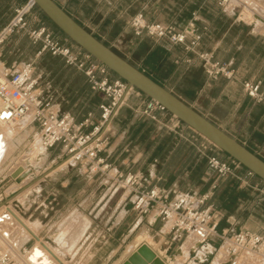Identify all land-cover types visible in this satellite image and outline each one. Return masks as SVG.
I'll use <instances>...</instances> for the list:
<instances>
[{
    "label": "crops",
    "instance_id": "crops-1",
    "mask_svg": "<svg viewBox=\"0 0 264 264\" xmlns=\"http://www.w3.org/2000/svg\"><path fill=\"white\" fill-rule=\"evenodd\" d=\"M55 1L103 43L264 160V104L247 96L242 86L244 81L258 82L264 93V34L236 18L220 0ZM19 3L15 0V5ZM161 11L165 15L160 16ZM2 12L0 5V28L8 21ZM139 12L148 21L171 24L178 30L195 29L201 34L197 51L208 53L212 61L225 64L233 70V76L210 79L194 52L166 39L135 36L125 20ZM14 37L17 40L8 47L9 53H15L14 57L8 61L1 47L3 60L13 67L23 62L44 61L38 73L49 84L52 110L69 112L76 121L91 112V122H97L103 94L92 90L86 77L66 65L61 57L48 52L38 54V44H33L29 38L27 41L22 35ZM9 40L11 36L4 44ZM26 41L29 51L18 54ZM120 49H125L128 54ZM108 75L115 77L112 72ZM129 94L137 101L129 104L126 97L110 123L105 147L99 155L110 163L111 172L117 169L137 173L150 186L159 187L167 201L174 199L180 191L197 195L208 193L210 198L206 204L215 215L214 231L203 238L198 229L189 232L171 229L170 222L159 218L154 205L134 209V196L129 190L109 178L96 180L97 173L73 162L53 172L58 173L54 183L59 182L61 190L75 187L72 194L63 197L56 190L55 196L50 198L46 185L52 174L44 177L42 174L51 166L48 162L57 165L55 161L64 149L55 146L50 150L31 152L32 146L40 147V132L30 115L17 123V133L9 137L11 151L7 155L19 152L17 156L27 154L38 161L26 170L23 167L25 171L14 177L21 165L9 170V167L2 169L0 162V204H5L1 208L11 204L30 221L35 227V235L56 250L60 264H123L143 244L155 254L154 260L160 264H263L249 252L232 253L230 236L240 229L264 236V182L240 168L237 171L241 179L227 189L224 178L208 169L207 155L216 154L223 160L228 156L210 146L188 126L168 116L170 113L166 116V113L157 112V121L138 113L137 108L140 110L144 106L147 97L134 89ZM90 128L86 127L84 131ZM75 169L87 180L76 182L70 176ZM28 173L30 176L23 181V187L6 196L5 191L10 187L5 183L7 177L17 182ZM240 191L244 193L243 197L238 194ZM224 192L225 199H230L236 206L230 213L216 206ZM21 194L23 202L17 200ZM51 200L55 201V214L36 216L52 204ZM32 237L19 232L10 235L17 246L28 248L33 246L28 245Z\"/></svg>",
    "mask_w": 264,
    "mask_h": 264
},
{
    "label": "built area",
    "instance_id": "built-area-1",
    "mask_svg": "<svg viewBox=\"0 0 264 264\" xmlns=\"http://www.w3.org/2000/svg\"><path fill=\"white\" fill-rule=\"evenodd\" d=\"M36 10L34 0H25L14 7L13 16L0 28V124L13 127L23 117L30 115L40 132V145L43 148L61 146L70 162L92 172H100L129 190L134 196V209L154 205L159 218L170 222L171 229L185 232L198 229L203 233V238L214 231L215 215L206 204L210 198L208 193L197 195L191 191H180L174 199L167 201L159 187L150 186L137 173L117 169L111 172L112 166L99 153L105 147L112 119L134 88L129 87L118 76L110 78V70L105 65L95 61L88 52L66 36H57L53 29L41 21ZM125 24L135 36L144 35L154 40L166 39L172 44L183 46L186 51L194 52L210 79L233 76V70L228 69L225 64L214 62L210 54L197 51L201 34L193 28L178 30L171 24L148 21L141 12L129 16ZM13 34L26 35L33 44H38V54L48 52L61 57L66 65L86 77L92 90L103 94L104 101L98 105L100 115L97 122H91V112L81 121H76L69 112L53 111L52 99L48 94L49 84L44 81L41 73L35 72L32 61L13 67L3 60L1 47ZM242 86L247 96L264 104V93L260 91L258 82L244 81ZM137 112L155 121L158 120L157 112L168 113L162 105L150 98H147L140 110L137 108ZM171 117L179 122L173 115ZM89 126L90 130L84 131ZM207 165L211 172L221 178L233 176L241 179L237 171L241 165L230 157L223 160L216 154H209ZM246 173L254 175L249 170ZM29 250L26 246H17L0 231V264H30L26 258ZM230 251L250 252L264 264V236L248 229L235 231L230 236Z\"/></svg>",
    "mask_w": 264,
    "mask_h": 264
},
{
    "label": "water",
    "instance_id": "water-1",
    "mask_svg": "<svg viewBox=\"0 0 264 264\" xmlns=\"http://www.w3.org/2000/svg\"><path fill=\"white\" fill-rule=\"evenodd\" d=\"M37 9L71 42L88 52L95 61L105 65L116 76L137 89L147 98L157 101L168 113L184 125L209 141L228 157L237 161L264 182V160L249 150L229 133L191 107L184 99L161 85L143 70L103 43L75 18L65 11L55 0H34ZM18 168L13 177L21 172ZM45 173L42 174L44 177ZM13 214L9 208L6 209ZM14 215V214H13ZM35 239L38 236L33 234ZM155 254L146 245H141L123 264H160Z\"/></svg>",
    "mask_w": 264,
    "mask_h": 264
},
{
    "label": "rangeland",
    "instance_id": "rangeland-1",
    "mask_svg": "<svg viewBox=\"0 0 264 264\" xmlns=\"http://www.w3.org/2000/svg\"><path fill=\"white\" fill-rule=\"evenodd\" d=\"M220 1H221V3L224 4L225 7H227L228 11L232 10V12H234L236 18L239 17V19L241 21H245V22L250 23L252 27L254 26L255 31L261 32L262 34H264V0H226L225 2H223V0H220ZM161 2H162V0H161ZM0 5L2 6V9H3L2 15H4V16L6 15L8 17V21H9L11 19V17L13 16L14 7L16 6L15 0H0ZM244 11L247 13V17H245V15H243ZM162 15H165V13L161 11L160 16H162ZM91 31H93L94 33H97L96 30L91 29ZM18 35H22V34L11 35V40H9L7 43L3 44V46H2V54L5 58L8 57V61L12 57H14V54H15L14 52L9 53L8 47L17 40L16 37H14V36H18ZM23 37L26 38V40L28 39V37L26 35H22V38ZM27 41H26L25 45L21 48V50H19L17 52L18 54H20V55L22 53L25 54V53H27V51H29V43ZM113 47H114V49H116L115 46H113ZM120 50L126 53L125 49H120ZM126 54H128V53H126ZM43 63H44V61H42V60L34 62L35 72L38 73L39 70L42 69ZM134 90H137V89L134 88ZM127 98H128L127 102L129 104H131L130 103L131 101L132 102L137 101L136 98L134 97V95H132V94L127 95ZM167 115H168V113H166V116ZM168 116H171V115H168ZM4 128L7 129V131H9V133L10 132H12V134H15V132L17 133V130H16L17 125L13 126L12 128L10 126L0 125V129H4ZM8 142H10L9 139H8ZM28 146H31V145L28 144ZM41 147L42 146L40 145L39 149H45V148H43V147L41 148ZM29 149H30V147L26 150H29ZM50 149L48 148L45 150H50ZM10 151H11V146L5 152L4 157L1 160V163H3L2 169L9 167V170H10V168L12 169L13 167H16L17 165H21V166H19L22 168L21 172H24L26 170V168L28 169L31 165L36 164V162L38 161L35 157H33V156L29 157V156H27V154H22L20 156H17L19 152H17L16 154H12L11 156H8L7 153L9 154ZM31 151H33V150H31ZM59 155L60 156L55 161L56 164L60 163L62 160L67 158L66 157V151L63 152V150H62ZM11 160L14 161L13 164H11ZM68 162H70V160ZM68 162H66V163H68ZM48 165H51L52 167H54L53 165H55V164H51V162H48ZM77 165L80 166L79 164H77ZM51 166L48 169H50ZM78 166L76 168H78ZM23 167L25 168V170L23 169ZM61 167H59L58 169H60ZM58 169H56V170H58ZM56 170H54V171H56ZM21 172L18 173L16 176H19L21 174ZM53 172L49 173L52 175H51V177H48L47 180H48L49 184L46 185V189L49 193L50 198L55 196L56 190L61 192L60 196H63V197L67 196V195H71L75 187H69L67 190H61L59 187V182L56 184L54 183V178H55V176H57L56 174H58V173H53ZM96 173L98 176H96L94 179H96V180H101L104 178L108 179V177H106L104 174H101L100 172H96ZM28 174L19 178L17 180V182L14 180H10V177L8 176L7 179L5 180V183H7V186L10 185V187H8L9 189L5 191L6 196L9 194L11 195V192H13L15 189L20 188V187L22 188L23 184H24L23 181H25L28 178V176H30V174L29 175ZM70 176H73V178L78 183H81L82 181L87 180V177L79 174L78 171H76V169L72 173V175H70ZM68 179H70V178H68ZM52 181L54 184H50ZM11 185L14 187H11ZM21 191L22 190L19 191V194L21 193ZM23 198H24V196H23V194H21L17 197V200H19L20 202H23V200H24ZM51 203L52 204H48V206L45 210H42L40 213L39 212L36 213V216L45 214L49 217L51 215H54L55 211H56L55 201L51 200ZM2 205H5V204L4 203L0 204V207ZM10 205L5 206L3 208H0V231L3 232L9 239H10L11 233H15V232H19L20 234L25 235V236L35 234L34 233L35 232L34 225L30 221H28L27 219L22 217ZM7 208H9L14 215L11 214L10 212H8L6 210ZM3 209H5V210L3 211ZM15 244L17 245L16 241H15ZM32 244H33V246L36 245V246L40 247L41 249H43V252L45 254V257H47V260L45 262L38 263L36 261H29V257H28V261L31 264H60V257L57 254L56 250L50 244L43 242L40 238L36 239V241H35L33 237L31 239V242L28 244L29 247L32 246ZM32 247L30 248L29 253L31 252ZM241 252L245 253L246 251H241ZM28 255H30V254H28ZM252 256L256 260L257 256H255V255H252Z\"/></svg>",
    "mask_w": 264,
    "mask_h": 264
},
{
    "label": "bare ground",
    "instance_id": "bare-ground-1",
    "mask_svg": "<svg viewBox=\"0 0 264 264\" xmlns=\"http://www.w3.org/2000/svg\"><path fill=\"white\" fill-rule=\"evenodd\" d=\"M243 15H245V17H247V13L244 11L243 12ZM1 125V124H0ZM12 128V127H11ZM12 132L9 133V131H7V129H0V162L5 154V152L7 151V148H8V139L9 137H11ZM38 145V144H37ZM33 152L34 151H37L39 150V147L38 146H32L31 147ZM42 148V147H41ZM43 150V149H42ZM32 152V151H31ZM40 152V150L38 151ZM70 159L69 157H67L66 159H64L63 161H61L60 163H58L57 165H55L54 167H51L50 169H47L44 173L45 174H49L51 172H53L54 170L58 169L59 167H61L62 165H64L66 162H68ZM30 186V185H29ZM29 188V187H28ZM27 188V189H28ZM1 208V207H0ZM30 251V250H29ZM27 253L26 255V258L28 260V257H29V261H36L38 263H41V262H45L47 260V257H45V254L43 252V249H41L40 247L34 245L31 249V252ZM250 253V252H249ZM30 254V255H28ZM252 254V253H251ZM181 255V254H180ZM175 262V261H174ZM173 262V263H174ZM30 263V262H29ZM31 264V263H30Z\"/></svg>",
    "mask_w": 264,
    "mask_h": 264
},
{
    "label": "trees",
    "instance_id": "trees-1",
    "mask_svg": "<svg viewBox=\"0 0 264 264\" xmlns=\"http://www.w3.org/2000/svg\"><path fill=\"white\" fill-rule=\"evenodd\" d=\"M18 2H23L25 0H17ZM38 10V9H37ZM39 14L41 15L42 19L44 20V23L50 27L51 29L55 30L56 32L64 35L63 33H61L55 26L54 24L44 15L42 14L39 10H38ZM65 36V35H64ZM111 72V71H110ZM112 74H114L112 72ZM115 75V74H114ZM116 76V75H115ZM152 79H154L156 81V79L154 77H151ZM220 152L224 155V156H228L227 154H225L223 151L220 150ZM241 169L243 170H247L246 168H244L241 165ZM255 176V175H254ZM256 178H258L257 176H255ZM259 179V178H258ZM237 181V178L233 177V176H227L226 178H224V184L226 185L227 189H231V185L235 186V183ZM226 191V190H225ZM238 194L240 195V197L244 196L243 192H238ZM225 195L226 192H224L223 194H221V197L219 199V203L216 204L217 207L222 208L223 210H225L227 213L232 212V210L236 207L235 203H233L230 199H225Z\"/></svg>",
    "mask_w": 264,
    "mask_h": 264
}]
</instances>
